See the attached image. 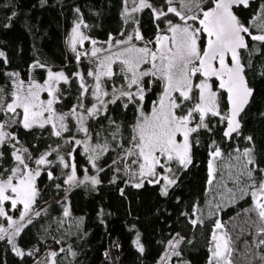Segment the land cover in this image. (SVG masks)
Segmentation results:
<instances>
[{"label":"trees","instance_id":"trees-1","mask_svg":"<svg viewBox=\"0 0 264 264\" xmlns=\"http://www.w3.org/2000/svg\"><path fill=\"white\" fill-rule=\"evenodd\" d=\"M149 2L158 10H165L168 7L165 0ZM212 6L213 1L210 2V7ZM124 7V0H0V51L7 57L6 62L0 58V87L4 90L6 102L13 85L6 74L19 72L20 78L25 82L35 78L43 83L47 76L46 70L30 68L32 64L40 62L52 70H63L69 77V83L59 84L60 102L56 104V109L65 113L77 105L80 88L78 79L73 74L82 70L84 75H87L89 65L86 62L78 63L69 49L68 39L72 30L76 23H81L84 34L91 39L106 42L110 37H119L126 30ZM262 7L264 0H255L248 7L234 9L240 21L249 26L253 34H262L257 27L250 25L252 21L256 25L264 23L256 19ZM159 24L151 9L139 12L138 27L144 38L149 39L155 35ZM246 39L249 48L241 52V60L245 65L248 86L253 91L250 105L241 117L239 136L235 135L228 141L223 136L226 122H222L219 117L210 116L208 122L212 131L201 129L198 133L192 134V164L187 169L173 164L177 182L168 189V195L164 196L161 194L160 184L145 182L143 187L136 188L122 170L116 171L117 168L123 169L124 162L120 161L113 165V160H119L122 153L111 138L115 125L110 124V121L120 126L119 139L127 148L131 128L137 120L138 113L131 104L127 109L122 106L121 101L114 105L109 104L105 115L89 119L87 122L92 143L103 144L107 140L110 145V150L97 161V167L103 171L97 173L92 170L82 147H75L73 152L76 174L82 176L85 174L84 169H87L90 174L98 175L101 183L93 186L86 182L65 191L67 188L65 181L70 169L62 170L55 162L51 167L52 179L48 178L47 171L37 179L39 195L34 206L36 209L52 197L58 198V202L40 210L39 217L33 215V223L17 238L19 247L26 252L33 251L34 254L18 257L5 239L0 241V264H39L47 259L45 257L50 244L57 248L56 264H144L145 260L148 264H158L162 257H151L158 251L157 243L169 231L172 233L169 238L171 241L175 234H179L175 231L183 226V219L191 221L200 215H203L204 223L192 225L186 243L178 248L180 255H172L167 264H208L210 255L208 249L211 247L210 239L215 219L219 218L227 223L239 218L253 203L249 195L244 199H237L225 208L219 210L213 208L212 211H216L217 215L208 217L210 208L214 206V203L211 204L213 192L219 186L216 183L212 186L207 183L212 142H216L225 156L235 153L236 148L241 151L245 148H254L256 164L258 168H264V43L252 41L248 37ZM204 45L205 41L202 38L201 50L204 49ZM115 71H119L118 66H115ZM150 79L144 78L145 113L151 112L153 103L159 99L162 91L161 83L153 81L149 84ZM124 83L122 75L104 80L108 90L112 89V85L120 86ZM212 83L218 90L220 111L222 114L226 113L228 111L226 94L218 89L215 81ZM192 95L195 100L198 97V90L194 89ZM193 102L184 103L191 107ZM4 119L3 114H0V121ZM70 122V130L62 137L54 136L50 126L24 129L17 123L8 127L6 131L12 133L16 141L0 147V152L3 153L0 157V173L7 176L15 166L12 143H16L17 147L26 148L31 153L33 160L27 161L29 167H34L33 161L51 148H58L60 155L72 159L68 153L73 150L74 144L66 141L73 136L77 139L82 136L75 131L73 120ZM249 136L252 137L251 142L246 139ZM197 139L198 144L195 143ZM56 156L57 153L53 152L51 159L55 161ZM219 175L217 173V177ZM255 176L259 181L261 176L259 171ZM57 185L60 187L57 188ZM210 188L212 191H209ZM194 206L200 209L195 215ZM66 207L70 210L69 217L63 216ZM0 226L6 228V218L0 217ZM137 234L144 247V254L139 252L135 245ZM261 238L264 236L257 234L254 236L251 232L244 236L250 254L242 264H264L260 259L264 256V245L256 246ZM166 251L167 248L161 252L163 256Z\"/></svg>","mask_w":264,"mask_h":264},{"label":"snow or ice","instance_id":"snow-or-ice-1","mask_svg":"<svg viewBox=\"0 0 264 264\" xmlns=\"http://www.w3.org/2000/svg\"><path fill=\"white\" fill-rule=\"evenodd\" d=\"M124 2L127 4L129 0H124ZM165 2L168 5L166 12L156 9L149 0H131V12L129 13L125 9L126 20L133 19L136 23L138 21H135L131 13H139L144 9H151L157 20L167 17L169 14L179 19V23H173L170 19L165 20L166 28L164 30H160L157 25L158 32L154 40L155 49L149 46L153 41H144L143 35L138 29H135L134 36L129 35L124 40H116L115 44L112 43L110 37L106 42L108 46L104 49L95 47L97 42L92 40L93 48L90 53L81 52L77 50V45L83 46L89 37L80 31L81 23L75 24L69 40L71 51L75 53L77 62L81 57L88 58L96 70L87 72V76L94 81L92 85L86 83L84 73L77 71L73 74L79 82L80 95L78 99L80 103L73 106L68 112L58 113L54 107L60 102L58 85L61 82L69 83V77L63 71L53 72L50 67L40 62L32 64L30 66L32 70H46L47 76L43 83L38 82L35 78H30L25 82L20 78L19 72L6 74L12 80L14 89L9 93L10 99L6 102L4 90L0 87V114L5 117L3 121H0V147L11 141H16V137L6 129L17 123L24 129L51 126L52 134L62 137L63 133L69 131L66 121L72 118L76 121V130L84 134L83 140L73 136L66 141V143L74 144L73 150L68 153L73 162H66L64 156L59 155L58 148H51L33 161L36 165L35 168H30L27 162L33 160L31 153L26 148L17 147L16 143H12L11 146L14 149L12 157L15 166L7 176L0 173V217L6 218L9 223L8 228L0 226V241L7 239L8 244L12 246V250L18 257L23 258L25 255L32 256L34 254L33 251L26 252L19 247L17 238L28 225L33 223V215L35 217L41 215V211L33 212V206L39 195L36 181L44 169L53 165L54 161L48 159L53 152L57 153L58 160L64 168L71 169L65 183L82 185L85 182H90L93 186L101 183L98 175H85L83 180L77 181L73 152L75 147H82L97 173L103 171L97 167V160L110 150V145L107 140L103 144H93L86 122L88 119L105 115L109 104L114 105L117 101H121L125 109L131 104L135 106L138 113L137 120L131 128L127 148L119 139L120 126L114 121H110V124L115 125L111 138L122 153L119 160H113V165L120 161L124 162L123 169L117 168L116 171L122 170L129 177V182H133V186L136 188L143 187L145 180L149 184H159L163 179L165 183L161 194L164 196L168 195V189L177 182L172 165L187 169L192 164V134L198 133L201 129L212 131L208 122L210 116L219 117L222 122H226L224 137L232 139L234 133L237 136L240 135L239 116L249 103L253 91L248 87L244 74L245 65L241 60V49L249 48L246 37L252 41L264 43V23L256 25L254 21L250 22L251 26L257 27L262 33L253 34L250 27L245 26L233 12L234 6L248 7L249 0H213V6L207 10L201 6L203 0H179L181 10L174 6L176 0H165ZM78 11L79 9H77ZM12 15L14 16L15 13L13 12ZM256 19L264 21V7L260 9ZM189 21L194 23L190 24ZM195 23H198L199 27L194 26ZM84 26L87 27V25ZM134 38L144 41L143 46L138 47L133 44ZM202 38L205 41L203 51L200 47ZM113 48L118 50L112 51ZM101 52L107 54L100 55ZM0 58L7 61L3 51H0ZM229 60L231 63L228 62ZM117 63L120 65L118 72L113 70V65ZM144 65H149V67L141 70ZM197 74L203 79L194 83ZM116 75H122L125 83L120 86L112 85L110 93L105 89L103 81L105 78L111 80ZM145 77L151 78L149 84L159 81L162 87L160 97L153 103L150 113H145L143 110L146 95ZM213 77L219 82L218 89L227 94L229 107L228 111L223 114L220 111L218 92L213 91V86L210 83ZM90 87L91 93H89ZM194 88L198 90V97L195 100L192 95ZM42 93H47L49 98L41 99ZM89 94L94 98L95 103L92 107L84 109L83 100ZM107 97L111 98L105 99ZM185 101L194 102L191 107H187ZM78 109L84 110L78 111ZM97 135L100 134L97 133ZM246 139L249 142L252 141L250 136ZM195 143L198 144L199 140L197 139ZM112 150L115 151V149ZM2 156L3 153L0 152V157ZM158 168L169 175H162L157 171ZM225 169H227V178L234 185V188H227L228 202L234 203L237 199H244L250 195L254 200V206L246 211L256 213L257 220L252 223L256 228L257 235L264 236V168H258L254 148H245L242 151L236 148L235 155L230 153L225 156L213 141L208 163V185H214L218 171L223 173ZM84 171L87 172V169ZM257 171L261 174L259 181L255 176ZM47 175L49 179L53 178L51 171H47ZM220 186L226 187L224 184ZM250 189L251 191H249ZM209 191L212 189L210 188ZM220 200L224 201L225 195L221 194ZM5 202H10L11 210L22 206L18 220L8 215V211L4 207ZM212 207L219 210L221 203L218 202ZM198 211L200 209L194 206L193 214L195 215ZM185 215L187 214L185 213ZM207 215L213 217L217 215V212L209 211ZM63 216H70V210L67 207L63 211ZM190 222L193 226L203 224V215L196 216ZM177 237L168 242V247L172 255L179 256L180 252L177 249L182 243L183 237H179V234ZM210 242L208 264H233L232 256L235 250L233 241L226 231L225 224L219 218L214 221ZM135 245L139 252H144L139 234H137ZM262 245H264V238L259 239L256 246ZM60 251H64V249H60ZM57 255L58 253L55 251L50 252L47 261L41 262V264H56ZM260 259L264 261V256Z\"/></svg>","mask_w":264,"mask_h":264},{"label":"rangeland","instance_id":"rangeland-1","mask_svg":"<svg viewBox=\"0 0 264 264\" xmlns=\"http://www.w3.org/2000/svg\"><path fill=\"white\" fill-rule=\"evenodd\" d=\"M213 0H203V3L201 4V6L205 9V10H207L209 7H210V2H212ZM124 5H125V7H124V19H125V23H126V30H125V32L123 33V35L121 34V36H119V37H115V38H112V43L113 44H115V42H116V40H124V39H126V37L127 36H129V35H135V29H138L139 30V32H140V29H139V27H138V23H136V22H134L133 21V19H127L126 20V17H125V9H127L128 11H129V13L131 12V8H132V4H131V0H129V2L126 4L125 2H124ZM174 6H176L177 8H178V10H181V5H180V3H179V0H176V3L174 4ZM195 10V9H194ZM163 11H167V8L165 9V10H163ZM198 11V10H197ZM138 14L139 13H131V16L132 17H134V19H135V21H138ZM168 19H170V20H172V22L173 23H179L180 21H179V19L177 18V17H175L174 15H172V14H169L167 17H164V18H161L160 20H158V23H160L159 24V29L160 30H164L165 28H166V25H165V23H164V21L165 20H168ZM189 23L191 24V23H194L193 21H189ZM194 26H196V27H199V25H198V23H195L194 24ZM83 27H82V24H81V29H80V31L84 34V32H83V29H82ZM157 32H158V30H157ZM141 33V32H140ZM85 35V34H84ZM156 35H157V33L155 34V35H153L152 37H150L149 39H146V38H144V41H153V43L152 44H150L149 46L150 47H152L153 49H155L156 48V45H155V43H154V40H155V37H156ZM71 36H72V33H71V35H70V37H69V39H68V45H69V49L71 50V47H70V44H69V40H70V38H71ZM86 36V35H85ZM92 40H94V39H91V38H89V40H87V41H85L84 42V44H83V46H81V45H77V50L78 51H81V52H89L90 53V51H91V49L93 48V45H92V43H91V41ZM97 43H96V45H95V47H98V48H101V49H104V48H107V41L106 42H101V41H97V40H95ZM144 41H138V40H136L135 38L133 39V41H132V43L133 44H135V45H137L138 47L139 46H143V44H144ZM126 46V45H125ZM122 47H124V46H122ZM201 47V46H200ZM116 50H118V49H116V48H113L112 49V51H116ZM203 51V50H202ZM72 52V51H71ZM73 53V52H72ZM74 55H75V53H73ZM107 53H104V52H101L100 53V55H106ZM76 57V56H75ZM82 62H86L88 65H89V70L88 71H95L96 70V68H95V66L90 62V60L88 59V58H85V57H81V59H80V61L78 62V63H82ZM115 66H118V68H120V65H119V63H117V64H114L113 65V70L115 71ZM149 67V65H144L143 67H142V69L141 70H143L144 68H148ZM53 72H60V71H63V70H52ZM64 72V71H63ZM79 72H82V70H80ZM65 73V72H64ZM83 73V72H82ZM66 75V74H65ZM146 78V77H145ZM150 78V77H149ZM106 79V78H105ZM104 79V80H105ZM201 79H203L199 74H197V76L194 78V83L195 82H199ZM85 80H86V83L88 84V85H92L93 83H94V81H93V79L91 78V77H88L87 75H85ZM62 83V82H61ZM103 83H104V81H103ZM210 83L212 84V86H213V83H212V81H210ZM58 87H59V85H58ZM104 87H105V85H104ZM14 89V84L12 85V90ZM105 89H106V87H105ZM195 89V88H194ZM193 89V90H194ZM107 91H109L110 93H111V91H112V89H106ZM135 89L133 88V91H134ZM91 91H92V89H91V87L89 88V93H91ZM213 91H217L218 92V90L217 89H215L214 88V86H213ZM9 99H10V97H8ZM49 97H48V95H47V93H42L41 94V99H44V100H46V99H48ZM111 97H107V98H105V99H110ZM8 99V100H9ZM80 103V101L77 103V105ZM95 103V100H94V98L89 94V95H86L85 97H84V100H83V104H84V109H87V108H90V107H92V105ZM76 106V105H75ZM54 107L56 108V104L54 105ZM84 109H78V111H83ZM18 111H21V110H18ZM56 111L58 112V113H62V112H59L57 109H56ZM150 113V112H149ZM47 115V114H46ZM70 120H73V122H74V125H75V127H74V129H75V131H77L76 129H77V124H76V121L74 120V119H72V118H69L67 121H66V123H67V125H68V129L70 130V128H69V124L71 123L70 122ZM89 120V119H88ZM88 120H87V122H88ZM87 122H86V126H87ZM51 127V126H50ZM68 132V131H67ZM78 132V131H77ZM66 133V132H65ZM65 133H63V134H65ZM80 133V132H79ZM81 134V136H82V138H78V139H80V140H83L84 139V134L83 133H80ZM77 139V138H76ZM60 155V154H59ZM233 155H235V153H233ZM60 156H63V155H60ZM65 158V157H64ZM48 159L49 160H53L54 161V159H51V156H49L48 157ZM65 161L66 162H69V163H71L72 162V159L71 158H65ZM98 161V160H97ZM55 162H56V164H58L59 165V167L62 169V170H66V169H68V168H64L63 167V165L59 162V160H58V155L56 156V158H55V161H54V163L53 164H55ZM233 163H235V161H233ZM36 167V165L34 166V167H30V168H35ZM52 167V166H51ZM51 167L50 168H47V169H44L43 171H42V173L44 172V171H51ZM133 167H135V166H133ZM172 167H173V165H172ZM91 168H92V170L94 171H96L97 172V170L95 169V168H93L92 166H91ZM70 169V168H69ZM157 171L158 172H161V174L162 175H169L168 173H166V172H163L161 169H157ZM174 171V170H173ZM52 172V171H51ZM70 173H71V169H70ZM218 173L220 174L219 175V177H217V180L214 182V183H216V184H218L219 186L217 187V190H215L214 192H213V196H214V198H213V200H211V204H213V205H215L216 203H221V208H225L226 206H228V205H231V204H233V203H229L228 202V199H227V196H228V194H227V188H234V185H232V186H230V185H228V183H230V184H233V182L230 180V179H228L227 178V169H225L224 171H223V173H221V172H219L218 171ZM68 175H70V174H68ZM85 175H88V176H97L96 174L94 175V174H90L89 172H85V174L84 175H82V176H79V175H77V181H80V180H83L84 179V177H85ZM67 179V178H66ZM15 182V181H14ZM37 182V181H36ZM145 182H147V180H145ZM144 182V183H145ZM86 183V182H85ZM90 183V182H89ZM164 183H165V181L163 180V179H161V181H160V185L163 187V185H164ZM222 184H224V185H226V187H221L220 185H222ZM76 186H78V184H72V185H69V184H67V188L65 189V191H68V190H70V189H72L73 187H76ZM235 190V189H234ZM221 194H223V195H225V200L224 201H221L220 200V195ZM49 201V200H48ZM47 201V202H48ZM58 202V198H56V197H52V203L50 204V205H48L47 207H49V206H51V205H53V204H55V203H57ZM210 204V205H211ZM254 206V200H253V203H252V205L251 206H249L247 209H245L244 210V212L242 213V216L241 217H239V218H234V219H232V220H230V221H228L227 223L226 222H223V221H221L222 223H224L225 224V226H226V231L229 233V235L231 236V239H232V241H233V247H234V252H233V256H232V260H233V264H242L243 262H245L246 260H247V258H249V254H250V251H249V248H248V244H247V241L244 239V236L247 234V233H252L254 236L257 234V232H256V228H255V226L253 225V221H256L257 220V215H256V213L255 212H249V211H246V210H248V209H250V208H252ZM4 207H5V209H6V211H8V215H10L13 219H15V220H18V218H19V215H20V209H21V207L22 206H18L17 207V209L16 210H11V206H10V202H5V204H4ZM47 207H45V208H47ZM39 208V207H38ZM38 208H36L35 209V206H33V212H35V211H40V210H38ZM213 210V207L212 208H210V211H212ZM183 221H184V224H183V226L181 227V228H179V229H177L175 232H178L179 233V237H183V241H182V243L179 245V247L180 246H182V245H184L185 243H186V241H187V239H188V236H189V233H190V231H191V228H192V223L190 222V220L189 219H183ZM9 227V223H8V221H7V226H6V228H8ZM9 231H11V229L9 228ZM174 233V232H173ZM171 236H172V233H170V231L157 243L158 244V251H156L151 257L152 258H158V257H163V254L161 253L164 249L166 250V248H167V250H168V253L165 255V257H164V261H163V263L162 264H167V262H168V260L172 257V254H171V250L169 249V247H168V242H169V238H171ZM177 251H178V249H177ZM144 253H145V251H144ZM164 253V252H163ZM174 256V255H173ZM49 257V255H47L45 258H48ZM144 257V256H143ZM44 258V259H45ZM47 261V259H45V260H42L41 262H46ZM41 262L39 263V264H41ZM144 264H148V261L147 260H145L144 261Z\"/></svg>","mask_w":264,"mask_h":264},{"label":"built area","instance_id":"built-area-1","mask_svg":"<svg viewBox=\"0 0 264 264\" xmlns=\"http://www.w3.org/2000/svg\"><path fill=\"white\" fill-rule=\"evenodd\" d=\"M51 203H52V198H51L48 202H46L45 204L41 205V206L38 208V210H42V209H44L45 207H47V206L50 205ZM174 238H178V237H177V234L174 235L173 239H174ZM173 239H172V240H173ZM56 250H57L56 246H55L54 244H50V245L47 247L46 255H49L50 252H52V251H56ZM167 253H168V250L165 252L164 256L162 257V259L160 260V262H159L158 264H162V263H163V261H164V257H165V255H166Z\"/></svg>","mask_w":264,"mask_h":264},{"label":"water","instance_id":"water-1","mask_svg":"<svg viewBox=\"0 0 264 264\" xmlns=\"http://www.w3.org/2000/svg\"><path fill=\"white\" fill-rule=\"evenodd\" d=\"M255 0H249V4H251V3H253ZM238 7H244L243 5H240V6H238ZM238 7H236V6H234L233 7V12H234V9H236V8H238ZM235 13V12H234ZM205 46V45H204ZM242 51H244V49H241V52ZM229 63H231V61L229 60L228 61ZM245 74V73H244ZM202 77V76H201ZM203 78V77H202ZM211 81H215L216 83H217V85H218V81L213 77L212 79H211ZM249 87V86H248ZM220 91H222L223 93H225L223 90H220ZM226 94V93H225ZM226 98H227V94H226ZM251 99H252V96L250 97V99H249V103L245 106V108H244V111L243 112H241L240 113V116H239V120H240V123H241V117H242V115L245 113V111L247 110V108L249 107V105H250V102H251ZM227 103H228V101H227ZM228 107H229V105H228ZM242 126V125H241ZM227 127V126H226ZM226 130V129H225ZM240 130H241V128H240ZM236 134L234 133L233 134V137L235 136ZM226 138V137H225ZM228 141H230L231 139H228V138H226Z\"/></svg>","mask_w":264,"mask_h":264},{"label":"crops","instance_id":"crops-1","mask_svg":"<svg viewBox=\"0 0 264 264\" xmlns=\"http://www.w3.org/2000/svg\"><path fill=\"white\" fill-rule=\"evenodd\" d=\"M144 254V253H143Z\"/></svg>","mask_w":264,"mask_h":264}]
</instances>
